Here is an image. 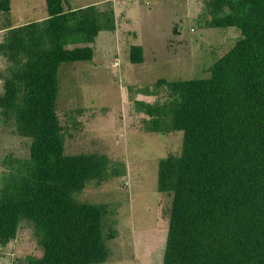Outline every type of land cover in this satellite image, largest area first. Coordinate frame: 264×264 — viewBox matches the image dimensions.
<instances>
[{
	"label": "trees",
	"instance_id": "16d2710c",
	"mask_svg": "<svg viewBox=\"0 0 264 264\" xmlns=\"http://www.w3.org/2000/svg\"><path fill=\"white\" fill-rule=\"evenodd\" d=\"M10 3L0 0V10H10ZM46 4L47 19L25 24L40 23L46 45L41 38L28 48L14 35L10 48L25 49L26 59L0 96V107L17 110L20 129L33 139L27 171L0 193V245L17 235L26 215L43 248L28 264L102 262L108 255L103 208L78 202L73 193L103 170L104 158L65 154L56 109L59 65L91 59L88 43L101 27L92 5ZM214 5L227 7L215 13L214 24L238 27L241 38L212 64L209 77L162 79L174 95L172 126L185 132L182 154L159 162L158 188L174 195L164 264H264V0ZM72 43L86 45L68 48ZM130 58L144 60L140 45L131 46Z\"/></svg>",
	"mask_w": 264,
	"mask_h": 264
},
{
	"label": "rangeland",
	"instance_id": "374dc122",
	"mask_svg": "<svg viewBox=\"0 0 264 264\" xmlns=\"http://www.w3.org/2000/svg\"><path fill=\"white\" fill-rule=\"evenodd\" d=\"M87 1L100 6L95 14L104 30L96 43L101 63L60 64L56 109L65 154L104 158L103 170L73 193L76 201L99 204L104 211L108 255L90 264H164L174 195L158 188L159 162L182 154L185 132L172 126L174 95L162 79L209 77L212 64L242 34L236 26L214 24L215 13L227 11H217L216 0H123L118 7L119 0H64V5ZM10 6L0 10V96L26 59L25 49L10 48L14 35L23 36L28 48L47 40L40 23L17 22L32 6L40 15L42 0H11ZM133 44L143 46L142 62L131 61ZM23 97L20 91L19 105ZM17 119V110L0 107V193L29 165L33 139ZM42 254L37 226L22 215L17 235L0 245V264H28Z\"/></svg>",
	"mask_w": 264,
	"mask_h": 264
},
{
	"label": "crops",
	"instance_id": "0c3cea01",
	"mask_svg": "<svg viewBox=\"0 0 264 264\" xmlns=\"http://www.w3.org/2000/svg\"><path fill=\"white\" fill-rule=\"evenodd\" d=\"M43 1V8H44V10L40 13V15H37V12L33 9L34 7L32 6V10H31V7H30V10H31V13H30V17L31 18H29V16H21V19L19 18V20L17 21V22H20V23H28V22H33V21H42V20H44V19H47L48 17H49V13H48V10H47V4H46V0H42ZM120 2H123V0H119V1H115L114 3H115V7H118V5H117V3H120ZM45 4V5H44ZM90 5H92V6H94L95 7V9H96V7L97 6H99L97 3H95V2H82V3H78V4H76L75 2L74 3H72V6L69 8H67V7H65L66 8V10H75V9H79V8H82V7H87V6H90ZM99 8H100V6H99ZM97 11V10H96ZM27 19V20H26ZM30 19H33V20H30ZM22 20H24V21H22ZM26 21V22H25ZM102 31H104V30H102V29H100L99 30V32H98V34H97V36H96V38H95V40L93 41V42H91V43H88V44H90V45H92L93 47H94V56L91 58V59H95L96 61H97V65L96 66H99V64L101 63L100 61L101 60H98L97 58H96V55H98V50H97V48H96V43H97V39L99 38V36H100V33L102 32ZM102 37V36H101ZM85 45V44H84ZM134 45V44H133ZM141 47H142V50H143V46L142 45H140ZM130 52V51H129ZM143 52H144V50H143ZM143 56H144V53H143ZM131 59V58H130ZM144 59H145V56H144ZM88 60H90V59H88ZM77 61H81V60H77ZM77 61H67V62H77ZM63 63V62H62ZM135 63H137V62H135ZM113 65L114 66H117V65H119V61H114V63H113ZM59 67H60V65H59ZM73 68H76V67H73ZM58 72H59V70H58Z\"/></svg>",
	"mask_w": 264,
	"mask_h": 264
}]
</instances>
